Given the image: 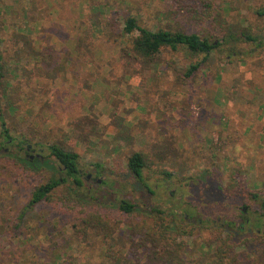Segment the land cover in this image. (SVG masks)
Segmentation results:
<instances>
[{
    "label": "rangeland",
    "instance_id": "374dc122",
    "mask_svg": "<svg viewBox=\"0 0 264 264\" xmlns=\"http://www.w3.org/2000/svg\"><path fill=\"white\" fill-rule=\"evenodd\" d=\"M213 1L228 23L262 25L264 34V18L252 13L264 0ZM174 8L171 0H0V54L22 45L11 34L19 27L35 48L52 49L57 61L51 78L36 74V64L21 56L17 76L7 73L4 79L5 93L18 108H3L14 143L0 148V264H99L108 260L109 246L122 253L129 248L127 227L139 221L138 214L125 216L105 242L91 229L74 234L73 225L80 227L76 207H26L37 185L62 175L49 154L51 144L77 152L83 176H94L79 194L111 207L127 198L168 218L171 211L192 216L185 224L188 235H178L190 264L214 258L217 226L233 231L229 258L235 264H264V239L258 236L264 232V47L238 58L216 52L189 84L175 82L187 61L172 51L160 54L154 73L123 77V48L132 37L123 32L126 17L152 29L179 20L182 29L204 33L199 25L184 24L180 13L174 19ZM238 47L248 52L252 46ZM2 131L0 126V146L12 141ZM214 133L220 148L209 144ZM25 137L31 138V153L39 154L27 157L28 166L22 163L25 151H17L21 162L10 156ZM154 144L175 153L158 163ZM134 151L154 161L143 171L146 186L127 169Z\"/></svg>",
    "mask_w": 264,
    "mask_h": 264
},
{
    "label": "trees",
    "instance_id": "16d2710c",
    "mask_svg": "<svg viewBox=\"0 0 264 264\" xmlns=\"http://www.w3.org/2000/svg\"><path fill=\"white\" fill-rule=\"evenodd\" d=\"M171 1L176 4V8L172 11L174 19L180 13L184 24L199 25L204 33L199 34L182 29L179 20H175L177 26L165 25L152 29L139 25L135 16L126 17L123 32L132 37L129 43L130 46L123 48V54L126 57L121 60L123 77L143 76L147 71L154 73L160 69V54L164 51H172L173 53L181 52L185 61H187L183 69L176 74L175 82L189 84L202 68H207L208 62L211 61L213 54L216 52L226 51L230 58H238L245 53H252L258 48L264 47L262 25L245 26L240 23H228L223 19L220 10H215L213 0ZM252 13L256 19L264 18V5L255 6ZM16 29L17 31H15ZM16 29H13L11 34L22 45L15 49L13 53L0 54V126L6 132L5 135H7V129L5 128L4 104L6 103L12 110L18 108V106L13 105L14 101L11 100V102L5 93L4 79L6 74L17 76L15 66L21 56L29 58L33 64H36V67H34V70H37L36 74L45 73L51 78L55 77L53 70L57 65L56 56L52 54V49H44V51L35 48L29 35L22 33L19 27ZM134 32H137V35H134ZM240 44H248L252 47L247 52L239 49ZM128 58L133 61L128 60ZM27 73L30 74L29 71ZM216 78L221 80V75L218 74ZM149 79L151 78L149 77ZM111 138L118 140L120 136L113 135ZM7 139L12 141L5 140L1 142V149L14 143L12 137L7 135ZM218 142L220 143L218 136L215 133L212 134L209 144L220 148ZM27 145H32L31 138L20 139L16 143L14 154L10 156L15 161L21 162L22 159L17 151H25ZM154 146L158 149L157 152H154L158 163L163 162L169 155L175 153L174 147H164L163 145L162 147L159 144H154ZM48 149L50 156L55 159L57 170L62 175L50 177L45 183L37 185L31 192L26 207H33L41 202H61L63 206L76 207L74 218L78 220L80 227L77 228V223L73 225L74 234L85 235L91 229L105 242L111 240L117 229V223L122 222L125 216L138 214L141 216L139 221L127 227L129 248L125 253H122L109 246L105 255L108 260L99 264H190L187 258V246L184 241L178 240V235H188L185 230L187 222L183 216L176 217V212L171 211L167 212V216L168 214L170 216L168 218L154 207L142 209L127 198H122L113 207L107 205L105 201L102 202L97 196L86 194L89 197L86 198L84 193L79 194V189L87 182L80 168L79 154L57 144L49 145ZM22 163L28 166L29 159L26 157L22 160ZM152 163L154 161L143 151L132 152L126 160L129 172L145 186L146 181L143 177V171L150 169ZM96 166L100 167L99 163ZM52 168L55 169L54 166ZM232 172L235 174L237 171L232 170ZM159 173L166 178L172 176L171 172L167 170L160 169ZM103 183H106V181H103ZM61 186H64L61 197H55V193ZM232 186H235V183H232ZM252 198H258V194L252 193ZM262 204L264 205V199ZM243 211L242 208L241 215L244 214ZM173 218H176L178 222L173 224ZM260 219L261 214H256V225H259ZM215 231L217 232L216 241L218 243L214 250V258L204 264H235L236 261L229 258L230 251L233 250L231 241L234 240V234L232 229L217 226ZM258 236L264 239V232Z\"/></svg>",
    "mask_w": 264,
    "mask_h": 264
},
{
    "label": "flooded vegetation",
    "instance_id": "af4514ba",
    "mask_svg": "<svg viewBox=\"0 0 264 264\" xmlns=\"http://www.w3.org/2000/svg\"><path fill=\"white\" fill-rule=\"evenodd\" d=\"M34 151V149L30 146V145H27L26 146V149H25V152H26V157H29V158H33V156L35 155V156H39V154H37V153H35V154H33V153H31V152H33ZM85 179H86V181H90V182H92V181H95V178H94V176L93 175H91V174H87L86 176H85ZM98 182H100V180H97ZM170 194L172 195L173 194V191H171L170 192ZM246 209V207H243V210H245ZM178 213H180V211L178 210L177 211ZM178 215H180V214H178ZM183 218L185 219V221L186 222H188V221H193V218H192V216H189L188 214H184L183 215ZM220 218H218L217 220H219ZM199 221V223H201V220L199 219L198 220ZM224 221V220H223ZM172 222H173V224H175V223H177L178 221L176 220V218L174 219L173 218V220H172ZM245 222L246 223H249L250 222V220L247 218V219H245ZM264 231V230H263Z\"/></svg>",
    "mask_w": 264,
    "mask_h": 264
}]
</instances>
